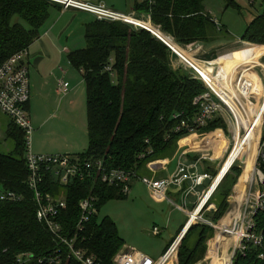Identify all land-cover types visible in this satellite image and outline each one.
Returning <instances> with one entry per match:
<instances>
[{
  "label": "trees",
  "instance_id": "obj_1",
  "mask_svg": "<svg viewBox=\"0 0 264 264\" xmlns=\"http://www.w3.org/2000/svg\"><path fill=\"white\" fill-rule=\"evenodd\" d=\"M223 1L226 11H241L238 0ZM204 2L153 0L136 3L134 11L146 18L150 16L153 25L150 22L141 24L145 28L152 26L153 34L170 45L182 61L196 68L204 80H213L221 72L225 77L208 85L216 94L226 95L234 89L232 84L225 81L228 78L226 70L229 69V63L234 59L240 64L239 68L244 69L258 64L260 56L264 54V0L261 2L262 14L247 26L241 39L250 44L226 51L225 55L210 62L211 65L198 61L181 47L196 43L207 47L221 41H234L229 31L219 27L206 11ZM63 10L61 5L45 0H0V64L16 53L29 50L51 20L52 11ZM153 34L121 22L100 21L95 17L85 25L86 47L68 54L70 65L82 75L87 90L88 148L84 153L76 155L81 162L103 161L104 167L110 170H137L140 175H146L147 164L169 159L176 153L178 146L173 143L176 138L195 132L199 137H207L219 128L227 132V123L219 116L195 132L174 133L182 121L193 120L199 113L194 100L207 89L202 81L191 77L192 71L173 66L174 53ZM245 71L254 78L262 91L260 95L264 96V84L260 76L254 69ZM29 105L30 102L26 106L28 110ZM250 108L252 113L249 116L240 106L225 112V117L232 119L231 132L235 143L239 142V145L254 122L255 109ZM175 115L179 117L174 118ZM244 117L249 122L247 127L241 124ZM6 137L13 142L14 150L10 154L0 150V193L12 191L22 200L0 201V264H18L17 257L23 253H32L38 259L53 252L58 246L37 219L35 193L28 185L30 172L26 133L11 121ZM254 138L255 135L243 151L245 156H249ZM148 150L153 153L140 159ZM234 153L232 147L219 175ZM207 164L205 172L215 178V167ZM242 174L237 161L215 188L202 211L206 220L214 224L222 220L230 207L228 200ZM206 184L205 189L211 185V181ZM41 190L51 192L55 197L65 192L67 209L62 216L69 234L73 233L72 229L80 218L78 204L83 198L95 195L99 199L98 208L110 201L126 198L120 188L102 184L95 173L92 178L73 180L66 188L60 186L52 173H48ZM212 205L215 209L208 211ZM255 222L256 232L264 233V210L257 213ZM83 237V248L103 264H111L113 257L125 246L109 218H93ZM190 237L196 238L194 246L187 244ZM213 238L214 229L210 226L204 223L192 225L179 249V264L202 261L206 243L209 244ZM262 251L264 247L250 244L245 255L237 253L234 264H264V260L259 258ZM224 257L228 262L231 255L225 253ZM28 264L38 263L35 260ZM71 264L79 263L71 261Z\"/></svg>",
  "mask_w": 264,
  "mask_h": 264
},
{
  "label": "built area",
  "instance_id": "obj_2",
  "mask_svg": "<svg viewBox=\"0 0 264 264\" xmlns=\"http://www.w3.org/2000/svg\"><path fill=\"white\" fill-rule=\"evenodd\" d=\"M45 1L59 4L65 11L71 9L77 10L89 13L100 21L121 22L151 32L141 24V22L151 23L150 16L147 21H144L137 18L134 14H123L106 7L101 3L96 4L80 0ZM253 2L254 1L251 3ZM159 40L161 39L159 38ZM161 41L165 43L173 53H176L179 56L170 45L163 40ZM242 43L243 41H241V44ZM192 45L189 46L193 47ZM28 58L29 50H23L14 54L5 63L0 64V111L10 117L11 121L26 133L27 164L30 172L28 185L35 193V200L38 205L37 219L51 234L58 248L38 259H36L35 255L32 253H23L17 257L18 264H28L35 260L38 264H71V261H76L79 264H103L95 255L89 254L88 250L83 248V243L85 242L83 234L86 232V228L93 218L98 217L99 215V208L97 206L99 202L98 197L90 195L80 200L78 204L80 218L78 223L72 229L73 233L69 234L66 230L62 216L63 211L67 209L65 192L63 191L64 195L61 192L60 196L55 197L51 192H44L41 190L42 186L45 185V179L48 173H52L55 178L58 179L60 186L63 188L69 186L75 179L84 180L86 178H92L95 173V176L101 180L102 184L109 187L120 188L121 193L125 196L131 192L134 182L140 181L148 190L160 197L167 198L173 204H175V202L169 199L167 197L168 195L182 194L185 204L191 195L200 198V201L192 212L177 207L183 213L188 215V221L160 259L154 260L138 251L129 248H122L113 257L111 264H179L178 253L182 241L190 227L200 222H203L214 229L217 243V245H215L216 252L209 255L210 257L204 260L201 264H207L209 260V264H212L214 261L218 264H234L237 253L241 252L245 255L250 244L254 247H264V233L256 232L257 225L255 222L257 213L264 210V111L262 113L259 127L258 157L255 163L254 173L246 184L245 194L247 192L248 194L246 195L247 197L243 208L236 214H233L234 211H231L229 200H234L235 196H230L228 200L230 207L224 216L225 219H223V217V220L214 224L203 217L202 211L211 197L210 192L216 182L220 169L217 170L215 178L211 177V175L206 172L200 173V163L203 161H210L204 156L198 158L193 164H186L179 160L176 171L169 177L164 179H152L147 175H140L137 170L126 171L122 169H107L104 167L103 161L94 163L81 162L76 156L70 154L35 155L31 149L30 136L32 135L33 129L30 120V113L26 107L31 100V80L29 76ZM263 58L264 54L260 56L259 63L255 64L253 69L257 75L260 76L261 81L264 84V74H262L264 72L259 73L257 70V67L259 66L264 69V65L261 64ZM205 63L211 65L210 62ZM232 66L233 62H230L229 69L226 70L228 78L225 81L230 84H233L232 74H230ZM237 66L238 64L236 67ZM108 70L110 71L111 69L109 68ZM190 71H192L191 77L202 81L207 91L194 100V105L199 108V113L193 120L182 121L181 125L175 129L174 133H181L183 131L191 133L195 132L206 127L219 116L225 120V112H228L231 105H235L241 100H244L247 103L248 108L264 105V98L260 96L257 82L243 69L239 70L240 72L236 79L237 90L235 95L230 97V100L219 97L206 83L204 77L196 68ZM69 90V83H60V95H67ZM178 117V115L174 116V118ZM152 153V150H148L140 156V159H144ZM237 161L238 159L234 161L231 166ZM158 162L164 163L162 161H153L146 165V170L148 172H155L152 165H160L157 164ZM207 181H211L213 184L210 185L205 192H199L198 189L204 186ZM185 185H187V188H185ZM233 193H235V191H233ZM21 200L22 197L18 196L15 192L8 191L0 193V201L2 202H19ZM210 209L211 207L208 211ZM212 209H215V207H212ZM195 212L197 214L196 218L192 220L191 213ZM199 215L200 218H198ZM154 234L159 235L160 230L155 228ZM231 239L234 241H227ZM225 253L231 255L229 262L224 258ZM259 258L264 260V251H262Z\"/></svg>",
  "mask_w": 264,
  "mask_h": 264
},
{
  "label": "rangeland",
  "instance_id": "obj_3",
  "mask_svg": "<svg viewBox=\"0 0 264 264\" xmlns=\"http://www.w3.org/2000/svg\"><path fill=\"white\" fill-rule=\"evenodd\" d=\"M97 1L104 2L106 7L113 6L112 2L118 1L119 4L122 3L123 5L129 7L123 11L130 14L131 6L129 5H133V3L138 0ZM252 1H254L253 4L251 3ZM261 2L262 0H238L239 6L241 7V11L239 12L233 9L226 11L223 0H205L204 6L206 11L212 16V18L216 20L219 27L225 28L229 31L234 41H221L213 45H208L207 47H205L202 43L193 44V47H181L185 49V52L192 54L193 57L195 55V58L205 63L214 61L220 55H225L226 51L228 50L241 47L240 45L250 44L247 42H243L241 44V39L246 31L247 26L253 21V19L262 14L263 10ZM136 17L144 21L148 20V18L145 16L136 15ZM90 19L93 21L94 17L91 16ZM72 27L74 34L70 37L69 44L65 45V43H62L65 41L64 40L59 42V45L61 47H67L71 50L85 48V26L81 24L80 20H77L73 23ZM146 28L153 33L152 26L151 28ZM153 35L158 38L155 34ZM53 37L56 38L55 35ZM169 37L171 38V36ZM256 46L259 47V45ZM174 55L175 58H173V66L176 69L183 68L185 71L194 69L192 66L182 61L176 53H174ZM231 62H235L234 59ZM237 64L238 66L236 67ZM261 64L264 65V58L262 59ZM49 65L50 70H48V72L51 74V80L48 83L46 89L43 90V95L39 96L38 98H34L35 101L32 102V108L29 110L33 129L32 135L30 136L32 152L35 155H55V153L61 149L71 145L77 148L78 154L84 153L88 148V135L87 90L83 81V77L70 65L67 54H64L63 57L51 62ZM239 67L240 64L235 62L230 69L232 71L230 74H232V78L234 79L232 84L234 89H232V91L226 94L224 97H221L222 99L230 100V97L235 95L237 90L236 79L238 73L240 72L239 70H241ZM253 67L254 66H249L243 70L253 69ZM257 70L259 73L264 72V69H262L260 66L257 67ZM197 76L200 77L199 75ZM223 76L224 75L220 72L219 74L215 75L213 80L205 81L207 84H211L216 79L223 78ZM63 79L71 86L70 93H68L67 96L57 94L59 81ZM260 96L264 98V96ZM238 106L243 107L246 112L251 111V108L247 107L248 105L244 100H241L235 105H231L230 109H234V107L236 108ZM262 106L264 105L254 107L255 113L258 111L257 113L261 114ZM249 115L250 113L247 114V116ZM239 116L242 117L240 114ZM245 118L246 117L242 118L243 120L241 124L243 127H247L249 124ZM230 119L231 118L227 116L225 118V122L227 123V132H225L224 129L219 128L207 137H199L197 132H195L184 137L176 138L173 143L178 144L180 149L178 150L177 154L175 153L176 155L173 154L171 156V159L176 160L175 164L169 168L172 160L170 162L168 161V163L167 161L164 163L158 162L157 164L160 165H152V167L155 169V172L150 171L146 175L151 176L150 178L152 179H162L164 176L169 177L176 169L177 163L184 153L186 154V157L183 161L184 163L189 164L190 161L196 162L197 157L200 158L203 156L210 160L208 162L203 161L200 163L199 167L200 172L202 173L205 171L204 169L206 168V163H208L207 166L209 165L212 166V168L215 167L216 169H220L224 164L230 149L233 147L234 152H236L242 144V142L240 145L239 142L235 143L230 125V121L232 119ZM10 124L11 118L0 111V150L5 154H10L14 150L13 142L6 137V131ZM250 128L247 130L246 135L248 134ZM254 140L255 138L253 139V143L250 146L249 156L250 154L252 156L255 150ZM231 157L232 156L229 158ZM249 159L248 157H245V160L242 158L238 160V166L242 169V171L244 167L242 162L250 163ZM229 160L230 159H228V162ZM167 169L168 171L166 174L160 177V173H165ZM245 181V177L242 178L241 175L238 179L235 190L233 189L235 193L232 192L231 194V196L234 195V198H236V200H229L231 204V211H234L233 214H236L238 211L242 210L245 203L247 197L246 195L248 194V192L245 194ZM212 184L213 182H211V185ZM201 189L203 188H200V190ZM63 193L64 192L62 191V194ZM167 197L173 200L175 204H173L167 198L160 197L148 190L140 181H135L131 192L126 196V198L124 197L123 199L113 200L100 206L98 219L103 220L105 218H109L115 224L119 236L124 241L125 246L123 248H129L138 251L154 260H158L164 255L168 246L172 243V240L179 234L182 227L188 221V215L181 212L176 206H184L181 197L179 195H168ZM197 203L198 199L195 196L189 197L187 199V209H189L188 212H192ZM214 204L215 203H213V205ZM213 205L210 206L211 209L214 207ZM198 218H200V215ZM223 219H225V217ZM155 228L160 230L159 235L154 234ZM215 236L216 234L214 231L213 240L211 242L209 241V244L208 242L206 243L207 247H205L204 259L195 264H201L204 260L210 257L209 255H212L216 252L215 245H217V243ZM195 241V237H190L187 240V244L194 246ZM209 263L210 260L207 264Z\"/></svg>",
  "mask_w": 264,
  "mask_h": 264
},
{
  "label": "crops",
  "instance_id": "obj_4",
  "mask_svg": "<svg viewBox=\"0 0 264 264\" xmlns=\"http://www.w3.org/2000/svg\"><path fill=\"white\" fill-rule=\"evenodd\" d=\"M80 1L96 3V4L101 3V4H104L106 6V4L104 2H98L97 0H80ZM95 1H97V2H95ZM146 1L153 2V0H138V1H135L133 3V5H129V6H131L130 7L131 8L130 14L138 15L134 11L135 4L146 2ZM112 4H113V6H107V7L112 9V10L119 11L123 14H128V13H125L123 11L124 9L129 8L126 5H123L122 3L119 4L118 1H114V2H112ZM116 7L119 9H117ZM91 16H93V15H91L89 13L77 11V10H72V9L66 10V11L63 10L62 12L52 11L51 20L45 26V28L42 30L40 38L37 39L33 43V45H31V47L29 48L28 61H29V75H30V80H31V100H30L29 110H31V108H32V102L35 101L34 98H38L39 96L43 95V90L46 89V87L48 86V83L51 80V77H50L51 74L48 72V70H50L49 64L51 62L57 60V59H60L61 57H63L64 54H67V56H68V54L70 52H72V50H73V49L71 50L67 47H61L59 45V42L65 40L62 43H65V45L69 44L70 37L74 34V30L72 27L73 23L76 22L77 20H80L81 24H83L85 26L86 24L91 22V19H90ZM138 16H145V15H138ZM94 19H95V17H94ZM54 35L56 36V38L53 37ZM223 77H225V76H223ZM233 81H234V79H233ZM60 83H65V80L63 79V80L59 81V88L57 89V94H60L59 93ZM70 88H71V86H70ZM68 93H70V90ZM30 118H31V116H30ZM186 139H188V138H186ZM180 145L182 146L181 143H180ZM177 146H178V144H177ZM179 149H180V146H178L176 154H177ZM55 154H59V155L60 154H70V155L76 156V155H78V150H77V148L70 145L64 149H61L60 151H58ZM185 157H186V154L184 153V155L179 160H181L183 162ZM165 161H167V163H168V161L169 162L171 161L169 168L171 166H173L176 162L175 159H171V158L163 160V162H165ZM193 163H195V161H190L189 164H193ZM186 164H188V163H186ZM176 168H177V166H176ZM215 170L217 171L218 168L217 169L215 168ZM167 171H168V169L165 171V173L164 172L163 173L158 172L161 174L159 176L160 177L163 176L164 174H166ZM175 171H176V169L174 170V172ZM199 172H200V168H199ZM200 173H202V172H200ZM164 178H166V176H164L162 179H164ZM185 188H187V185H185ZM200 188H203V189L200 190ZM200 188L198 189V191L201 193L205 192L208 189V188L205 189V185L200 187ZM178 195L181 197V199L184 203V206L177 205V207L180 209H185L188 211L189 209H187V202L185 204L184 199L182 197L183 195L182 194H178ZM195 197L198 199V202H199L200 198L197 196H195Z\"/></svg>",
  "mask_w": 264,
  "mask_h": 264
},
{
  "label": "bare ground",
  "instance_id": "obj_5",
  "mask_svg": "<svg viewBox=\"0 0 264 264\" xmlns=\"http://www.w3.org/2000/svg\"><path fill=\"white\" fill-rule=\"evenodd\" d=\"M142 23V22H141ZM259 90V93L261 94V90ZM218 95V94H217ZM219 97H224L225 95H218ZM245 111V110H244ZM264 111V106H262V110H261V114H258L257 112L255 113V116H254V122L248 132V134L246 135L245 139L242 141V144L240 145V147L238 148V150L232 155V157L230 158L229 162L226 164V166L223 168L222 172L220 173V175L222 176H218V178L216 179V184L220 181V178L223 177V175L229 170L231 164L236 161L237 159L239 160L240 158L244 159L245 160V157H248L251 158L249 159L250 163H243L242 161V164H244L243 166V174H242V178L245 177V188H246V184H247V181L249 180V178L252 177V174L254 173V169H255V163H256V160H257V157H258V140H259V127H260V123H261V119H262V113ZM248 113H252V111L250 112H246L245 111V114L247 115ZM255 135V140H254V152L251 156H245L244 154V150L246 149V147L248 146V144L251 142L252 138L254 137ZM247 161V160H246ZM250 164V166H249ZM226 170L225 173H223V171ZM212 193V192H211ZM212 195V194H210ZM241 200V199H240ZM192 215V220H194L196 218V212L195 213H191ZM225 258V257H224ZM226 259V258H225ZM230 258L228 259V262H229ZM227 261V260H226ZM212 264H218L216 261H214Z\"/></svg>",
  "mask_w": 264,
  "mask_h": 264
},
{
  "label": "water",
  "instance_id": "obj_6",
  "mask_svg": "<svg viewBox=\"0 0 264 264\" xmlns=\"http://www.w3.org/2000/svg\"><path fill=\"white\" fill-rule=\"evenodd\" d=\"M226 172V170H224L223 171V173H225ZM227 173V172H226ZM225 173V174H226ZM225 174L223 175V177L225 176ZM219 176H222V175H219ZM223 177L222 178H220V181L216 184V182L214 183V185H213V187H212V189H211V192L213 191V190H215V188L218 186V184L221 182V180L223 179ZM211 192H210V194H211Z\"/></svg>",
  "mask_w": 264,
  "mask_h": 264
}]
</instances>
